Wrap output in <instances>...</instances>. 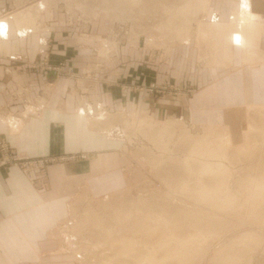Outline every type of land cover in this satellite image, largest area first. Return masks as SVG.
Masks as SVG:
<instances>
[{
	"label": "rangeland",
	"instance_id": "374dc122",
	"mask_svg": "<svg viewBox=\"0 0 264 264\" xmlns=\"http://www.w3.org/2000/svg\"><path fill=\"white\" fill-rule=\"evenodd\" d=\"M45 1L52 6L48 5L49 7H46L45 4L44 12L46 11L48 14L42 18V22L52 30L53 35L52 38H48V43L49 46H55V52L60 46H72V48L74 46L81 48L83 53L88 50L91 53V49L99 47L102 49L105 44L117 45V50L119 45L126 44L124 47L127 46L135 50V48L130 46L137 47L139 42H141L142 46L145 42L146 52L140 51L142 50L140 46L139 51H133L134 54L128 55L131 61L128 65L122 63V68L126 66L130 68L131 64H133L137 72L135 76L140 75L142 77L141 81H146L144 85L147 84L148 86L136 84L138 87L134 91V105L131 104L127 112L124 110L118 112L102 110L97 111V113L94 109L92 111L91 109H86V111H89L84 112L82 110L84 115H78L80 134L96 132L110 140L112 150H114L109 154L111 160H113L112 166L108 169L109 175L106 178L96 177L93 179L98 175L94 174L91 179L93 183L95 180L97 181L95 185H98V187L107 186L106 183L108 182L106 181H110L111 185L105 187L103 196L98 197V195L102 194L100 189L99 192L96 189L93 191L90 186V176L77 189H75L72 181L68 182L65 186L64 195L65 197L69 195V198L48 202L46 208L43 206V209H39L37 213L39 220L26 221L24 219L16 224L18 236L22 237L24 235L31 242H11L5 237L0 238V264H106V259L109 258L111 261H117L116 263L121 261V264H123L122 262L138 264V261L145 257L143 256V245L157 247L164 240L170 239L168 230L166 228L167 231L163 229L165 227V219L170 223V227H174L176 222L186 217V215L183 217L186 212L189 214L185 210L197 211V215L192 217L201 218L202 222L200 223L203 227H200L199 224L195 226L186 222V225L182 223L179 227L177 226L178 223H176L177 225L173 230L170 228L169 231H174L173 234L179 239H194V241L189 242L190 244L187 243L188 248L186 247L185 251H183L184 257L186 256L185 262L181 261L178 263L173 258L169 259L168 262L166 261V264H222L224 262L229 264H231L230 262L232 264H264V197L261 198L264 195L255 192L256 189L254 191L247 189L248 186L238 192L239 198L237 199H239V204L236 201L237 203L232 207L234 209H230V211L224 210L223 212V210L209 208L206 205H201V203L197 205L187 197V190H181L183 183H187L186 185L190 190L198 185L196 184V179L199 176L196 170L201 168L202 165L199 162H203V157L200 156L201 158H199L198 156L197 158L195 157L196 159L190 160L191 166L195 169L192 174L186 171L182 161L190 157L191 149L196 141L200 142L211 136V129L229 131L232 137V147L227 150L229 160L223 159L224 162L223 160L221 162L230 168L231 178L228 186L230 185L229 187L233 189V192L237 188L235 183H237L239 178H247L246 176L252 177L251 180L255 177L256 179L264 178L262 173L264 172V135L261 137L258 134H253V137H250V141H248L250 145L251 141H255L253 138L256 137L258 141L260 140L258 142L259 147L262 146L259 151L250 154V157L247 155L245 158L237 152V149L247 139L244 134L246 129L244 124L249 122L255 125V121L256 125L262 126L264 123V111L249 112V114L248 107L251 105L247 106L249 103L252 105L257 104V101L263 97L264 84H262V79L264 80V72L248 77L241 71L242 74L237 75L238 71L236 69L242 67L239 63L231 69L208 70L209 63L205 59L207 57V47H201L196 41L197 46L200 48L198 49L194 44V39H192L190 47H187L188 44L185 43L178 45L182 42L173 40L174 43L171 44L173 53L169 54L170 57L164 53L165 50L160 48L159 44L155 42L150 44L148 38L151 35L156 39L160 38L161 33L158 31V25L163 23L165 17L171 14L165 7H176L178 4L180 6L184 3V0H145L140 6H132L126 0H89L85 15L79 9V3L84 2L83 0H28V3H33L20 7L15 11L13 10L16 9V0H0L1 8L13 11L12 15L4 14L3 10L0 9L2 14L0 20ZM210 3L211 10L209 13L200 14L201 17L198 16L197 19L205 22H211L214 19L217 22L225 21L216 18L207 20L208 15L212 13V0ZM238 9L240 8L238 7L235 10ZM51 10L54 11L52 17H50ZM81 14L88 18L87 24H93L90 19H96L98 15H101L99 18L101 21L95 23L93 28L90 29V33L85 32L82 29L83 25L78 26L76 22ZM68 15H72L73 20H75L72 26H67L69 24L67 23ZM85 20L87 19L85 18ZM29 27L32 30H36L32 25ZM27 31L29 30L25 32ZM91 34L101 35L97 37L99 44L91 37H87ZM2 41H5V39ZM4 45L13 46L15 44L9 40ZM20 45L29 48L33 46V43L31 39H25L20 41ZM117 50L113 49V52ZM102 51L101 54H103ZM43 55L46 58V55ZM83 55L89 57V52ZM102 56L106 59L107 56L110 58L111 54L107 53ZM10 57L17 60L15 59L16 56ZM123 61H126V58ZM36 62L41 63L39 60ZM252 66L261 67V64ZM96 68L99 67L93 65L91 69L87 70L86 75L92 76L93 73L91 74V72ZM146 76H149V78H146ZM81 80L79 79L78 85L72 86L71 92L75 94L80 92L81 100L89 102L90 83L86 85V82ZM249 87L253 89L254 93L248 96L250 101L246 102L245 93L246 90H249ZM216 88L218 90L217 94L215 93ZM220 90L222 91L221 96H225V100L218 101ZM261 92L263 94L260 96ZM46 93L45 88L44 95L41 93L40 96L45 97ZM37 100H34V102ZM119 101L122 102L120 98ZM219 103L221 105H234L235 103L243 105L221 110L215 108ZM84 106L85 102H83L82 107ZM16 107L18 108L15 109ZM19 107V105H11L8 110L13 112L14 109L18 110ZM23 110H25V106ZM31 110L35 111L34 114H38V108H32ZM0 112L2 111L0 110ZM20 112L13 113L18 114ZM103 112H106L108 116L101 118V113ZM92 113L93 116H90ZM27 117V114L15 116L9 112L6 114L0 113V127L8 134L14 135L34 121H29ZM141 119L153 121L156 124L170 122L171 120L178 121L177 124L171 127L169 139H166L168 141L167 150H163L157 145H153L154 142H151L155 128L142 126L145 130L144 132L141 126L139 128L138 125H133V122H138ZM145 133L147 134L146 136ZM213 139L216 138L213 137ZM215 141L210 145L213 144L212 146H214L216 144ZM0 152L5 154L0 166L16 168L23 173H32L34 177L33 186L40 194H42V191H50V184L47 183L46 179L47 171L51 167L66 162L73 163L78 160L85 161L90 159L87 154L79 153L53 156L42 155L33 158L21 156L19 152H16L4 141V136L0 140ZM101 154H97L96 162L98 163L105 157L103 153ZM237 156L240 157L238 158ZM211 162L217 163L219 161L214 159ZM93 171L98 173L104 170L95 164ZM252 172L253 174H251ZM204 177L206 187H212L214 184L216 186L217 183L211 177ZM251 183L250 181L249 185ZM77 185L75 184V186ZM62 192V187H59L57 193L62 194ZM252 193H255V195H252ZM256 194L258 196L256 197L257 199L254 198ZM141 200L153 203L159 201L162 207L158 208L157 205L148 208L143 207L140 212H135L134 208H132L131 210H126L127 215L129 213L128 216L126 215V220L123 218L122 221H119L120 215L117 216L116 211L122 210L126 203H140ZM104 215L106 218H104ZM156 215L160 217L161 222L158 223V221L154 220ZM203 215L206 218L211 216L210 220H212L209 221L207 219L208 222L206 221L208 225L203 220ZM99 216L104 219L99 218ZM116 216L117 219L115 218ZM94 218L96 220L93 221ZM98 218L99 220L97 221ZM100 219L103 221L101 225L105 222L104 220L107 221L106 223L109 227L104 223V231L114 239L113 243L111 242L112 244L106 246V248L102 247V242L100 244L96 240H99V238H95L101 229H98L94 224L99 222ZM112 219L115 222L110 221ZM217 219L219 220L217 221ZM220 220L221 222H219ZM205 223L206 227L204 226ZM162 224L163 227L161 226ZM112 226L113 228H110ZM73 229H76V231ZM218 231L221 233H217ZM242 234L243 236L245 235L243 239L241 237ZM237 235H241V238H238ZM125 237H130L141 248L139 251L131 253L130 259L127 256H122L119 251L122 248L121 240ZM202 237L206 239L204 240ZM232 237H236L233 239L236 241L230 240ZM92 238H95L96 244H94L95 242L93 243ZM238 239H242L240 240L242 242H237ZM202 240L204 241L202 242ZM232 244L233 247L231 248ZM175 246V242H172L171 247L169 246V253L167 252L168 250L160 249L161 251L157 253L158 256L156 255L157 258L164 260L167 255L174 253ZM234 247L236 248L234 249ZM136 256L140 259L136 260ZM222 259L224 262H220Z\"/></svg>",
	"mask_w": 264,
	"mask_h": 264
},
{
	"label": "crops",
	"instance_id": "0c3cea01",
	"mask_svg": "<svg viewBox=\"0 0 264 264\" xmlns=\"http://www.w3.org/2000/svg\"><path fill=\"white\" fill-rule=\"evenodd\" d=\"M241 1L243 0H212V13L208 15L207 20H213L214 18L218 20H228L233 10L238 7H243V2ZM31 3H28V0H16V9L13 11ZM250 7L253 14L256 15V18L264 23V0H250ZM0 9L3 10L4 14H11L13 12L7 11L1 7ZM53 12V10L50 11V17L53 16ZM46 14H48V12L45 11L39 17L41 27V31L39 32L20 36L17 28L13 27L14 24L10 23L8 24V31H2V34L0 33V110L2 111L0 113L6 114L9 112L15 116L27 114V119H29V121L34 120L26 128L14 135L8 134V132L3 131L0 127V140L1 138L3 139L4 136V141L15 149L16 152H19L21 156L24 155L33 158L42 155L53 156L79 153L87 154L90 156V159L85 161L78 160L73 163L66 162L51 167L49 171H47L46 179L47 183L50 184V191H42L43 195L33 186L34 177L32 173H23L16 168L0 166V238L5 237L11 242H31V240L24 235L22 237L18 236L16 224L22 222L24 219L26 221H32L34 219L39 220L37 213L40 208L43 209V206L46 208L48 202L69 198V195L66 197L64 195L65 186L68 182L70 183V181H72L75 189H77L78 186L85 183L90 176V186L93 191L96 189V191L99 192L100 189L102 194L98 195V197L103 196L105 187L111 185V183H109L110 181H106L108 182L106 183L107 186L98 187V185H95L97 181L95 180L93 183L91 179L94 174L98 175L93 179L96 177L106 178V176L109 175L108 169L113 163L109 154L114 150H112L113 148L110 140H107L104 136L96 132H88L83 135L80 134L78 115H82L80 114L81 110L88 112L90 109L91 111L94 109L96 112L102 110L108 112L124 110L127 112L129 106H131V104L134 105V91L136 87H138L136 84H139V86H148L147 84L144 85L146 81H141L142 77L140 75L135 76L137 72L133 64H131L132 66L130 68L129 66L122 68V63L128 65L131 61L129 58L131 56L130 54L139 51L141 42L138 43L137 48L130 46L135 48V50L127 46L124 47L126 44H121L117 51L113 52L110 50L108 54H111V57L105 60L102 56L103 54H101L100 47L91 49L93 51H91V53L90 50H86V53L89 52V57L83 55L86 53H83L81 48L74 46L73 48L72 46H60L55 52V46H49L48 43V38H52L53 35L52 30L48 25L42 22V18L46 16ZM100 16L101 15H98L96 19H93V24H87L88 18L81 14L79 20H76V22L78 26L83 25L82 29L85 32L90 33V29L93 28L95 23L101 21L99 20ZM85 18L87 20H85ZM73 19L72 15H68L67 23L69 24H67V26L73 25L75 21ZM91 35L87 37H91V39L99 44V42H97V37L101 35ZM3 39H5V41H2ZM25 39H31L33 46L28 48L20 45V41ZM192 39H194V44L197 46L196 39L194 37ZM192 39L187 47L192 45ZM9 40L15 45H4ZM180 44L183 45V43H179L178 45ZM145 46L146 44L144 42L141 46L142 48H140L142 50L140 51L146 52L145 50H147V48L145 49ZM197 48L200 49L198 46ZM235 48V52L241 53L242 49L240 47L236 46ZM260 48L262 53H264L263 41L261 42ZM238 49L240 50L238 51ZM170 51H172L170 54L173 53V50ZM43 54L46 55V58H44ZM10 56H16L15 59L17 60H14ZM124 58H126V61H123ZM38 60L41 63L36 62ZM238 63L241 64L242 67L236 69L238 71L237 75L243 72L249 77L264 72V62L246 65L242 62V59H240L239 62H235L230 69L234 68ZM255 64H261V67L252 66ZM93 65L99 68L93 71L91 70V74L93 73L92 76H87V70L91 69ZM222 68L229 67L213 66L211 68L208 67V70ZM147 77L149 78V76H146V78ZM79 79L85 81L86 85L90 83L89 87L91 86V89L88 95L89 102L81 100L80 92L76 94L71 92L74 87L73 85H78ZM262 84H264L263 79ZM45 88L47 93L45 97H42L40 95L41 93L43 94ZM215 93H218L217 88ZM252 93H254V91L249 87V90H246L245 93L246 102L250 101L248 96ZM221 94L222 91L220 90L218 101L222 99L225 100V96H221ZM262 94L263 92L259 95L261 96ZM119 98L122 102L119 101ZM263 98L264 95L261 99L264 100ZM34 100L37 101L34 102ZM83 102H85L84 107H82ZM11 105H19V109L15 110L18 108L16 107L13 112H21L15 114L9 111L8 109L11 108ZM239 105L243 104L235 103L234 105H221L219 103L215 108L226 110L228 108H235ZM249 105L252 104H247V106ZM24 106L25 110H23ZM32 108L39 109L37 115L34 114L35 111L33 112L31 110ZM86 109L89 110L86 111ZM102 114L104 113H101V118L103 116H108L106 112L105 115L102 116ZM90 116H93V113L90 114ZM98 153H103L105 155L99 163L96 162ZM4 157L5 154L0 152V164ZM95 164L98 167L100 166L104 171L94 173ZM75 184L78 185L75 186ZM59 187H62V194L57 193Z\"/></svg>",
	"mask_w": 264,
	"mask_h": 264
},
{
	"label": "bare ground",
	"instance_id": "6f19581e",
	"mask_svg": "<svg viewBox=\"0 0 264 264\" xmlns=\"http://www.w3.org/2000/svg\"><path fill=\"white\" fill-rule=\"evenodd\" d=\"M83 1L84 2L79 3V7H80L79 9L82 11V14L84 13V15H85L86 9H87L86 7H88L87 2H89V0H83ZM126 1H128L132 6H140L142 4V2H145V0H126ZM241 2H243V4H242L243 7H241L242 9L240 8L238 10H233L231 13L230 19L222 21V22H217V21H215V19L211 22H205V21H202L200 19H197L198 16L201 17L200 14L203 15V14L209 13V11L211 10L210 9V7H211L210 6V4H211L210 0H184V3H182L180 5L181 7L178 6L179 4L176 5V7H171V8L165 7V9L167 11H170L169 13H171V14H169L167 17H165V20L163 23L158 25V31L161 33V36L159 39H156L154 36L151 35V37L148 38V42L150 44H152V42L159 44L161 47L159 45L158 46L160 48H163L165 50L164 53H166L170 57L169 54L171 52L170 51L171 47H172L171 44L174 43L173 40H176L175 42L180 41L182 43L189 44V43H191V39L196 36L195 39L197 41V44L200 45L201 47H203V46L207 47V55H206L207 57L205 59L208 61L210 68L213 66H215V67H218V66L224 67L225 66V67L230 68L235 64V62H239L240 59H242V62L246 65H250L253 63H262V62H264V53H262L260 46H261V42L264 40V23H262L259 19H257L256 15L253 14L251 7H250V0H243ZM85 3H86V5H85ZM45 4H46V7L49 5V3H46V1L41 2L37 5H34L33 7H30L28 9L24 10V11H20V12L14 14L13 16H10V17L6 16V18H4L3 20H0V33L2 34V31H6V30L8 31V29H9L8 24H10V23L14 24L13 27L17 28V31L19 32V33L18 32L17 33L20 34V36H24V35H26V33H32V32L36 33V32L41 31L40 25H39L40 24L39 23V17L44 12V10L46 8ZM171 6H172V4H171ZM77 7H78V5H77ZM1 15L2 14L0 13V16ZM0 18H2V17H0ZM90 21L93 22V19H90ZM30 25H32L33 28H35L36 30H32V28L29 27ZM26 30H29V31L25 32ZM136 45H137V42H136ZM236 46L240 47L242 49L241 53L235 52L234 48ZM110 49H111V51H113V49L117 50V45L113 46L111 44H109V45L105 44L104 48L102 47L101 51L103 50L102 53H103V55H105L108 53V51L110 52ZM204 50H206V49H204ZM107 58H108V56H107ZM209 65H208V67H209ZM248 109H249L248 113L249 112L250 113L251 112L257 113L256 111L263 112L264 111V100H258L257 104L249 106ZM103 113L104 114H102V116L105 115V112H103ZM80 114L84 115V112L81 110ZM260 115H261V113H260ZM177 123H178L177 120H171L170 122H166V123L162 122V124H160V123L156 124L153 121L150 122V121H147L146 119H141L138 122H133V125H135V126L138 125V127L141 126V129H143L142 126H148L150 128H153V129L155 128V130L153 131L154 137L151 136L153 139H151L152 141L151 140H149V141L154 142L153 145L155 144L159 148H161L163 150H167L168 149V141L166 139L167 138L169 139L168 136H170L171 127ZM254 123H255V125H253L249 122H247V124L246 123L244 124L246 127V129L244 130V134H245V137L247 138L246 139L247 141L244 138L245 141L243 142L242 146L237 149V152L240 154V156H244L245 158L247 157V155H249V157H250L251 156L250 154L255 153V151H259L260 148L262 147V146L259 147L258 142L260 140L258 141L256 139V137L253 138V139H255V141L254 140L251 141V145L248 143V141H250V137H253L252 136L253 134L254 135L258 134L261 137H263V135H264V123L262 122L263 123L262 126L256 125L255 121H254ZM143 131L145 132L144 129H143ZM213 132L216 134H214ZM146 133H145V136L147 135ZM171 135H172V133H171ZM210 135L211 136H209V138H207L206 140H201L200 142L196 141L195 144L193 145V148L191 149L190 157L186 158L184 161H182V164H183L184 168L186 169V171L189 174H192L195 169H193V167L191 166L190 160L194 159L195 157L197 158L198 156H199V158L203 157L202 158L203 162H199L202 165L201 168L199 170H196L197 175L199 176V178L196 179V181H197L196 184H198V185L195 188H193L192 190H190L187 187V185H186L187 183H183V185L181 187V190H187L188 191V193H186L187 197L190 198L192 201H194V203H196L197 205H199V203H201V205H206L207 207H209V208L211 207L213 209L223 210V212H224V210L230 211V209H234L232 207L235 205V203H237L236 201L239 200V199H237V198H239L238 192L240 190L246 189L248 186L249 187L247 189H251L253 191L256 189L255 192H257V193L259 192L262 195H264V178L263 179H259V178L256 179V177H255V178H253V180H251L252 177H249V176H246L247 178H239L237 180V183H235V184H237V188H236L237 191L235 190V192H233V189L231 187H229L230 185L228 186L229 179L231 178L230 168H228L223 163L224 160H227V161L229 160L228 159L229 157L227 155V152H228L227 150L232 147V137H231L229 131L227 132L226 130L217 131V130L211 129ZM213 137L216 139H213ZM212 139H213V141H212ZM218 139H219V141H218ZM214 140H216L215 141L216 144H214V146H212L213 144L210 145L211 143L214 142ZM214 159H218L219 162H217V163L211 162V160H214ZM234 159H236V158H234ZM222 160H223V162H221ZM262 173L264 175V172H262ZM251 174H253V172ZM204 176L211 177V179L217 183L216 186L214 184V186H212V187H206ZM194 177H196V176H194ZM214 177H216V178H214ZM248 181H249V183H248ZM250 181L252 182L251 185H249ZM235 186H234V188H235ZM261 194H259V195L261 196ZM240 195H242V194H240ZM252 195H255V193H252ZM256 197H258L257 194H256V196H254V198H256ZM263 197L264 196H261V198H263ZM155 203H153L151 201H149V202L144 201L143 202L142 200L140 203H132V204L126 203L125 206L123 205L125 210L123 208L120 211L119 210L116 211V215L117 216L120 215L119 221H122L123 218L125 219L129 215V213L127 215L126 210H131L132 208H134L135 212H140L143 207L148 208V207H153V206L157 205L159 208L161 206V203L159 201L156 204ZM238 204H239V201H238ZM163 205L165 206V204H163ZM236 206H238V205H236ZM185 211H188L189 214H187V212H186L183 215V217L185 215H186V217L184 219L179 220L180 222L179 221L176 222V223H178V225L175 223L174 227H176V225L179 227L180 224H182V223L183 224L185 223V225H186L187 224L186 222H188L190 225L192 224V225L197 226L199 224L200 227L202 226L200 223V222H202L201 218L196 219V218L192 217L194 215H197V211H195V210H185ZM209 212H211V211H209ZM150 213H151V211H150ZM201 213L203 214V212H201ZM117 216L115 217L116 219H117ZM203 217H204V215H203ZM207 217L211 218V216H207ZM99 218L102 219L103 217L99 216ZM99 218L97 219V221L99 220ZM104 218H106V216ZM210 218L204 217L203 220L205 222L206 221L208 222V220L209 221L212 220V219L210 220ZM101 219L99 222H96L94 224L95 226L98 227V229L99 228L101 229V230H99L100 233H97V236H95V238H99L100 241L98 239H96V240L100 244L102 242L104 244V245L101 244L102 247L106 248V246H110L113 243L114 239H112L110 236H108L105 233V231H104L105 227L103 225L107 221L104 220L105 222L101 225V222H103ZM114 219H112L110 221H114ZM94 220H96V219L94 218L93 221ZM154 220L158 221V223L161 222V219L158 215H156V217H154ZM218 220L219 219H217V221ZM110 221H108V222H110ZM219 222H221V220ZM222 222L224 224H226L224 220H222ZM206 223L204 224L205 227H206ZM105 225L108 226L107 223ZM207 225H208V223H207ZM161 226L163 227V224ZM174 227H170V223H168L167 219H165V227H163V229L168 230V232L170 234L168 236L170 239H168L167 241L164 240V242L160 243L157 247H151L148 245H143L142 246V248H144V255L143 256H145V257H143L141 260H139L138 264H166L169 261V259H173V258H174L173 260L176 259V261L178 263L181 261H184V262L186 261L185 260L186 256L184 257L183 251H185L184 249L187 247V243L190 244L191 242L194 241V239H188V240L179 239L178 237H176L173 234L174 231L173 232L169 231L170 228H172L171 230H173ZM178 227H177V229H178ZM110 228H113V226ZM159 228L162 229L161 227H159ZM223 228L225 229V227H223ZM177 229H175V230H177ZM73 230L76 231V229H73ZM220 231H218L217 233H219ZM240 236L241 235H237L238 238ZM241 237L243 239L245 237V235L243 236V234H242ZM95 238L91 239L93 241V243L95 242L94 244H96V241L94 240ZM234 238H236V237H232V239H230V240H233ZM87 239H90V238L88 237ZM195 239H196V236H195ZM202 239L205 240L206 238L202 237ZM242 239H240V240H242ZM204 240H202V242ZM240 240L238 239L237 242H242ZM121 241H122V248L119 251H120L122 256H127V257H129V259L131 258L130 257L131 253H134L137 250L139 251L141 249L136 242L134 243V241L130 239V237H125ZM233 241H236V240H233ZM233 241H229V242H233ZM172 242H175V244H176V246L174 248V253L167 255V257L164 260H159L157 258V256H158L157 253H159L158 251H161L160 249H162L164 251L168 250L167 252L169 253ZM99 243H97V245H99ZM233 244L230 246L231 248L233 247ZM235 248L236 247H234V249ZM132 257H134V256H132ZM136 258H137V256H136ZM138 258L136 260H138ZM106 260H107L106 264H121V261H120V263H116L117 261L116 262L113 260L111 261L110 258L106 259ZM221 261L224 262L223 259L220 260V262ZM225 261H227V260H225ZM122 263L126 264V262H122ZM230 263L232 264V262H230ZM218 264H221V263H218ZM222 264H229V263L224 262Z\"/></svg>",
	"mask_w": 264,
	"mask_h": 264
}]
</instances>
